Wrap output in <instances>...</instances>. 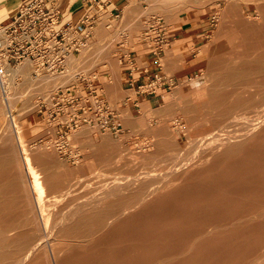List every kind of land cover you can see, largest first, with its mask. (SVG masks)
Listing matches in <instances>:
<instances>
[{
  "label": "bare ground",
  "instance_id": "1",
  "mask_svg": "<svg viewBox=\"0 0 264 264\" xmlns=\"http://www.w3.org/2000/svg\"><path fill=\"white\" fill-rule=\"evenodd\" d=\"M182 2L188 20L193 19L194 9L203 4L216 8L224 3L221 13L227 11L224 16L238 12L236 22L224 34L218 30L212 36L218 48L208 71L217 72L221 80L208 87L204 83L196 92L189 89L190 111L208 109L199 118L209 116L212 123L191 140L189 147L194 151L167 165L170 166L167 171L158 168L160 172L158 169L151 172L150 168L149 172L120 174L101 181L79 198L71 191L49 197L48 202L58 205L66 201L68 206L61 211L48 209L51 222L45 227V236L32 235L30 231L32 223L40 225L46 215L45 205L35 209L40 179L35 171L33 148L28 145L30 142L15 138L25 128L19 118L35 106L24 110L26 114L17 113L20 117L15 113L18 118L10 112L18 102H32L36 96L49 104L50 92L67 80L48 74L35 79L30 60L17 68L2 64L5 65L0 77V257L3 261L16 250L22 257L15 264H50L49 260L52 264H264L260 245L264 237L244 236L247 227L240 220L253 218L250 230L255 228L256 235L264 228V203L259 209L245 212L246 207L259 205L258 199L264 201V108L256 110L252 106L250 114L232 115L241 103H253L254 95L264 102V91L241 97L236 94L245 83H234L238 75L256 71L264 89V0ZM3 10L0 3V13ZM252 12H257V16ZM105 21L100 19V23ZM217 38L220 43L216 42ZM255 51H260L257 59L252 58ZM77 61L79 58L72 57L70 64ZM9 75H12L9 79L4 78ZM17 76L24 78L22 85L33 90L29 99L20 97L21 84L14 81ZM222 91L231 93L226 95ZM254 104L258 106V101ZM226 114L227 118L217 124L218 116ZM180 125L183 128L184 123ZM169 130L172 133L173 129ZM91 158L97 163L108 160L103 156ZM120 161L121 158L117 163L122 164ZM43 174L42 184L55 187ZM231 211L235 214H229ZM29 214L33 220L25 218ZM120 216L122 219H118ZM125 246L130 250L126 251ZM11 247L15 250L9 251ZM258 255L254 261L248 260ZM41 257L47 262L41 263Z\"/></svg>",
  "mask_w": 264,
  "mask_h": 264
},
{
  "label": "rangeland",
  "instance_id": "2",
  "mask_svg": "<svg viewBox=\"0 0 264 264\" xmlns=\"http://www.w3.org/2000/svg\"><path fill=\"white\" fill-rule=\"evenodd\" d=\"M11 1L14 2V0ZM116 1L112 0V5L107 6L103 5L105 2L100 3V0H94L93 5L86 7L83 11L81 15H95V26L85 46L66 58L63 72L49 68L39 69V63L32 61L34 69L32 67L31 74L35 79L48 74L54 78L64 77L67 80L65 83H59L54 90H50L51 104L42 102L40 96H36L32 102H18L10 112L15 117V113L19 114L21 111L22 114L24 110L35 106L27 112V115L23 114L25 118L17 114L21 116L20 123L25 125V128L22 125L24 131L21 129L19 137H15L26 140L30 142L28 145H32L35 171L37 178L40 179V188L37 191L39 202H37L38 205L35 204V209L45 205L46 215L40 220V225L33 222L30 226L32 235L45 236L47 232L45 227H48L51 222L49 208L51 211L54 209L61 211L68 206L66 201L58 205L48 202L49 197L55 198L57 195L71 191L79 198L100 185L101 181L120 176V174H135L150 168L151 172L157 171L158 168L163 171L169 167L167 169L169 170L170 166L167 165L174 160L184 158L187 152L194 151L192 147H189L191 140L201 134L205 126L209 127L212 123L209 116L199 118L200 114L203 111L207 113L208 109L202 112L190 111L189 98L192 93H189V89L193 88L192 90L196 92L204 83L208 87L214 81L221 80V75L219 76L217 72L208 71V66L210 67L215 59V50L218 48L212 42V36L218 30L224 34L225 29L236 22L238 12H234L231 16H224L227 13L226 11L223 15L221 14L224 3L216 8L203 4L204 6L194 9L193 19L188 20V14L183 9V0L181 2L180 0H128L121 6L117 5ZM71 2L72 0H58L57 3L49 5L63 14L62 23L66 21L71 23L66 33L78 36V26L82 16L71 19L69 16ZM19 5L18 0L16 10ZM3 8L0 21L12 14L8 13L10 11L8 6ZM114 8H118V11H113ZM252 15L256 17L257 12H252ZM101 18H106L104 28L100 24ZM150 27L156 31L147 34V29ZM158 29L165 32L169 38L159 57L161 73L169 79H174L175 84L171 89L163 90L161 96L148 98L136 94L133 89L126 88L128 79L126 70L133 66L129 60L134 59L136 67L146 69L152 74L155 65L150 51L161 39V35L157 33ZM216 42L220 43L218 38ZM175 44L178 45L175 46ZM259 56L260 51H255L252 58L257 59ZM72 57L79 58V61L70 64ZM21 63L11 67L17 68ZM142 75L137 72L134 77ZM11 76L4 78L9 79ZM80 76L86 81H82ZM259 76L256 71L247 75H238L234 83L245 84L236 95L246 97L248 94L262 93L264 89L259 84ZM23 79L17 76L14 81L21 84L18 89L20 97L29 99L33 90L22 85ZM87 81L93 85L95 93H88L89 82ZM67 88L70 92L57 98L55 94H60L58 92L60 90L65 93ZM180 88L182 94L179 92ZM222 92L226 95L231 93L230 91ZM54 97L56 99L52 101ZM252 97L253 103H241L232 115L250 114L252 106L256 110L264 108V102H259V98L257 99L255 95ZM55 101H61L59 108L54 106ZM257 101L258 106H255L254 103ZM99 104L108 108L111 114L107 116L106 113H101ZM125 114L127 118L124 117ZM17 116L15 118H18ZM227 116V114L218 116L217 124ZM181 123H184L183 128ZM169 128L174 132L171 133ZM92 146L95 147L93 150ZM92 155L95 159L103 156L108 160L97 163L98 161H93L91 158ZM120 158L122 164L117 163ZM163 166L164 169H162ZM160 170L158 169V172ZM43 173L55 187L48 183L46 186L42 184L45 178ZM70 200L69 202H74V199ZM258 200L259 205L253 204V207H246L245 212L259 209L264 201L261 203V199ZM250 202H252L251 199L249 203L247 201V204L251 205ZM229 214L235 213L231 211ZM25 218L33 220L31 214ZM118 219H122V216ZM240 220L241 224L247 227V230L243 232L244 236L264 237V228L261 227L262 231H259L258 235L255 228H252L253 231L250 230L254 225L253 218L247 216ZM126 234L128 235L127 232ZM260 245L264 250V240L260 241ZM12 250L15 248L9 249V251ZM125 250L130 249L125 246ZM259 256H251L248 260L254 261ZM21 257L22 255L15 250L6 261L0 257V264H15ZM36 261L38 262V258ZM46 262L47 260L41 257V263ZM49 262L52 264L51 260Z\"/></svg>",
  "mask_w": 264,
  "mask_h": 264
},
{
  "label": "built area",
  "instance_id": "3",
  "mask_svg": "<svg viewBox=\"0 0 264 264\" xmlns=\"http://www.w3.org/2000/svg\"><path fill=\"white\" fill-rule=\"evenodd\" d=\"M49 4L48 0H21L17 12L12 17L0 21V77L2 64L15 66L25 60L38 62L39 69L42 70L49 68L63 72L66 58L85 46L95 26V15H82L78 26L79 35L73 36L66 33L69 24L62 23L60 12ZM154 30L150 27L146 33ZM157 31L161 39L150 51L155 65L152 74L146 69L136 67L134 59L129 60L133 66L126 70L130 77L127 80L129 90L133 89L136 94L148 98L161 96L163 90L167 91L175 84L174 79H169L161 73L159 57L169 38L161 29ZM137 68L143 72V75L135 78L131 72ZM80 78L86 81L82 76ZM134 83H137L135 87H133ZM88 89L89 94L95 93L90 82ZM58 92L60 94H55L57 98L68 94L70 90L67 88L65 93L61 90ZM54 99L56 98L54 97L52 101ZM60 103L61 101H55L54 106L58 107ZM99 108L101 113H106L107 116L111 114L108 108L102 107L101 104Z\"/></svg>",
  "mask_w": 264,
  "mask_h": 264
},
{
  "label": "crops",
  "instance_id": "4",
  "mask_svg": "<svg viewBox=\"0 0 264 264\" xmlns=\"http://www.w3.org/2000/svg\"><path fill=\"white\" fill-rule=\"evenodd\" d=\"M19 1H21V0H19ZM48 1L50 4H55L58 2V0H51V1L48 0ZM132 1H134V0H132ZM104 2H105V4H103V5H107V6L112 5V0H106V1L100 0V3H104ZM116 2H117L116 3L117 5L121 6V5H124V3H127L128 0H117ZM0 3H3L2 5L5 7H7V6L9 7L10 11L8 13H12L9 17H12L17 12L16 8H17L18 0H14V2L13 1L10 2V0H0ZM93 3H94V0H72V2H71L72 7L69 9L70 10L69 16L71 17V19L74 20L75 18H77L78 16H80L83 13V11L86 9V7L92 6ZM127 9L129 10L130 8H127ZM113 11H118V8H114ZM60 14L62 15V18H63V14L62 13H60ZM105 23H106V21L104 23H100V24H102L103 28H104L103 25H105ZM64 24L70 25L71 23L66 21V22H64ZM137 72H138V74H143V72L137 68V69H135L134 72H131L133 77L135 74H137ZM128 74L129 73L127 72L128 79H130ZM136 85H137V83H134L133 87H135ZM126 88H128L127 81H126Z\"/></svg>",
  "mask_w": 264,
  "mask_h": 264
}]
</instances>
